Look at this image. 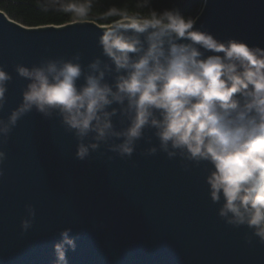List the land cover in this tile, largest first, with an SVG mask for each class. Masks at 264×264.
<instances>
[{
  "label": "clouds",
  "instance_id": "1",
  "mask_svg": "<svg viewBox=\"0 0 264 264\" xmlns=\"http://www.w3.org/2000/svg\"><path fill=\"white\" fill-rule=\"evenodd\" d=\"M151 3L139 0L137 7L146 12L110 11L117 19L98 38L105 59L85 67L77 53L31 68L17 64L15 72L28 83L20 105L0 119V137L6 142L17 121L35 110L59 118L77 141L80 161L101 145L131 158L138 141L151 144L155 138L157 145L145 155L179 158L184 171L205 165L218 216L232 227L246 226L249 245L253 237L264 245V47L218 39L197 27L200 15L176 7L157 10ZM43 6L85 19L92 3L45 0ZM11 79L0 67V110ZM5 158L0 151V164ZM26 212L22 233L36 215L31 205ZM71 233V227L59 232L52 264H69L67 254L76 251L78 239Z\"/></svg>",
  "mask_w": 264,
  "mask_h": 264
},
{
  "label": "water",
  "instance_id": "2",
  "mask_svg": "<svg viewBox=\"0 0 264 264\" xmlns=\"http://www.w3.org/2000/svg\"><path fill=\"white\" fill-rule=\"evenodd\" d=\"M199 15L197 27L218 39L264 47V0H207ZM106 26L74 21L28 27L0 10V67L12 77L0 119L20 105L28 83L15 72L17 64L31 68L77 53L85 67L105 59L98 38ZM157 143L138 141L131 158L101 145L80 161L77 141L59 118L35 110L23 116L6 142L0 137L6 154L0 164V264H52L53 244L68 227L78 237L69 264H264V245L255 237L246 243L251 231L218 216L206 166L184 171L179 158L144 154ZM27 205L36 215L22 233Z\"/></svg>",
  "mask_w": 264,
  "mask_h": 264
},
{
  "label": "trees",
  "instance_id": "3",
  "mask_svg": "<svg viewBox=\"0 0 264 264\" xmlns=\"http://www.w3.org/2000/svg\"><path fill=\"white\" fill-rule=\"evenodd\" d=\"M44 3L45 0H0V10L11 19L28 27L62 25L74 21H94L100 25H108L117 19L109 14L113 8L126 10L129 14L147 11L137 7L139 0H91L92 7L88 17L79 19L51 7L45 10ZM203 6L204 0H152L151 3L154 9L176 7L186 15H199Z\"/></svg>",
  "mask_w": 264,
  "mask_h": 264
},
{
  "label": "bare ground",
  "instance_id": "4",
  "mask_svg": "<svg viewBox=\"0 0 264 264\" xmlns=\"http://www.w3.org/2000/svg\"><path fill=\"white\" fill-rule=\"evenodd\" d=\"M104 29H106V28H104Z\"/></svg>",
  "mask_w": 264,
  "mask_h": 264
}]
</instances>
